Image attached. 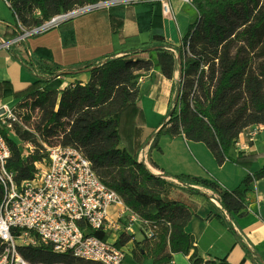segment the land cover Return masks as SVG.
I'll return each mask as SVG.
<instances>
[{"label":"trees","instance_id":"trees-1","mask_svg":"<svg viewBox=\"0 0 264 264\" xmlns=\"http://www.w3.org/2000/svg\"><path fill=\"white\" fill-rule=\"evenodd\" d=\"M7 1L17 17V29L23 33L22 27H40L58 14L103 0ZM150 3L157 4L161 16L162 2ZM192 3L199 15L180 45L165 43L157 35L147 42L138 35L123 37L104 61L86 66L91 73L86 83L77 80L63 85L64 77L77 71H62L57 63L38 66L25 40L19 41L15 49L9 47L14 57L39 77L28 90L15 94L23 97L15 110L23 104L39 109L42 117L38 131L45 140L56 136L59 145L80 148L100 179L127 206L157 226L153 238H121L122 244L133 240L131 256L138 264L147 259L153 264H171L175 254L189 256L191 264H229L226 259L201 257L194 235L186 231L188 222L197 216L193 199L205 201L209 196L193 186H188L187 195L175 193L177 187L166 175L153 173L140 160L146 145L139 140L145 123L139 83L143 72L154 70L173 79L181 65L182 78L173 85L171 95H176L168 119L152 134L153 146L159 150L163 134L184 135L187 140L206 144L220 164L230 160L250 165L256 157L237 151L236 141L249 127L264 126V0ZM36 11L40 16L35 15ZM150 25L157 26L153 20ZM118 26L113 25L114 36ZM17 46L23 47L19 54ZM19 134L24 141L32 138L30 131ZM3 135L11 151L5 166L16 182L36 177L38 164L47 153L37 149L24 157L21 146L7 132ZM263 177L264 166L232 190L200 176L180 174L171 178L212 189L226 211L242 214L248 205L250 184ZM4 194L0 181V205ZM144 241L151 244L145 247L141 245ZM2 248L0 241V251ZM20 253L30 264H102L71 253H57L45 244L21 247Z\"/></svg>","mask_w":264,"mask_h":264},{"label":"crops","instance_id":"crops-1","mask_svg":"<svg viewBox=\"0 0 264 264\" xmlns=\"http://www.w3.org/2000/svg\"><path fill=\"white\" fill-rule=\"evenodd\" d=\"M169 3L176 19L169 13L158 16L157 4L113 5L76 17L45 33L28 37L25 42L38 66L57 63L62 71H77L74 75L64 77L63 85L77 80L86 83L91 76L86 66L104 61L105 56L113 53L114 45L121 43L123 37L138 35L142 42H147L157 35L165 43L180 45L199 12L193 3L186 0H169ZM152 20L157 26L151 27ZM115 23L119 26L118 34L114 36ZM16 25L17 17L10 3L0 0V106H15L22 101L23 97L15 94L25 92L39 78L14 57L12 49L1 47L20 34ZM15 45L17 43L11 48L15 49ZM17 48L19 54L23 47ZM181 78L180 64L173 79L154 70L143 77L144 83H140V101L145 123L141 126L139 140L146 145L140 152V160L153 173L166 175V179L178 186L180 193L185 188V195L188 194L190 184L171 177L189 174L214 179L226 189L239 187L249 174L264 166V126L249 127L236 141L237 151L256 157L250 165L230 160L220 164L206 144L187 140L184 135L165 133L158 142L161 149L153 146L152 134L168 119L169 107L176 95L173 94L172 97V88ZM149 125L154 126L153 130H148ZM195 187L209 196L205 201L193 199L197 216L186 225V231L196 239L199 255L204 259H226L229 264H264V177L250 184L246 193L248 205L242 214L226 211L219 194L212 189L198 185ZM181 257L184 258L181 260ZM149 260L144 264H153L152 259ZM172 264L191 263L189 256L175 254Z\"/></svg>","mask_w":264,"mask_h":264},{"label":"built area","instance_id":"built-area-1","mask_svg":"<svg viewBox=\"0 0 264 264\" xmlns=\"http://www.w3.org/2000/svg\"><path fill=\"white\" fill-rule=\"evenodd\" d=\"M186 1L192 3V0ZM121 2L135 4L144 0H103L77 6L52 17L40 27L24 30L1 47L9 48L84 13ZM162 11L176 19L169 0L162 2ZM15 108L8 104L0 106V181L5 187L0 205L3 244L0 264H30L21 255L20 248L39 244L49 245L57 253H71L102 264H126L132 251L128 246L133 240L122 244L121 238L135 236V225L144 236L153 238L157 226L127 206L123 198L100 179L90 159L76 146L60 144L49 148L47 156L38 164L37 176L18 184L5 166L11 151L3 135V131L14 129L18 120ZM120 230L125 234L118 236Z\"/></svg>","mask_w":264,"mask_h":264},{"label":"rangeland","instance_id":"rangeland-1","mask_svg":"<svg viewBox=\"0 0 264 264\" xmlns=\"http://www.w3.org/2000/svg\"><path fill=\"white\" fill-rule=\"evenodd\" d=\"M104 1H106V0H104ZM151 1H160V0H144V2H141V3H150ZM161 1L164 2L165 0H161ZM133 2H136V1H133ZM133 2H131V3L134 4ZM131 3L121 2L117 5L126 6V5H131ZM89 13H91V12L84 13L83 15H88ZM35 15L40 16V13L38 11H36ZM83 15H81V16H83ZM24 30L30 31L32 29L23 27V31ZM37 35H39V34H37ZM150 72L151 71L143 72L142 77L139 78V83H144L143 77L150 74ZM151 76L153 77L154 74H151ZM17 104L15 106H17ZM16 114H17L18 120L14 124V129H12L11 131H9L7 133H8L10 138L15 140L21 146V148L23 149L24 157H27L28 152L31 153L32 150L35 151L37 149H40V151L42 153H47L49 148L56 146V145H59L60 140L58 139V137L54 136V137L49 138L48 140H45L41 136L40 132L38 131V126L41 123V117H42L39 109L34 108L32 105H24L23 104L19 108L17 107ZM256 127H260V125H258ZM153 128H154L153 125L152 126L149 125L148 130H150V129L153 130ZM23 131H30L32 133V138L30 141H27V140L24 141L21 139L19 132H23ZM28 144H30L32 146V148H30L28 146ZM177 188H178V186H177ZM183 190L185 191V188H183ZM184 191H182L181 193H184ZM176 192L180 193L179 190H175V193ZM134 233H135L137 240H143L145 238L144 233L139 229V227L137 225H135ZM124 234H125V232H123L121 230L117 232L118 236H122ZM149 244H151V243L148 241H144L141 243V245H143L145 247H147ZM132 245L133 244H130L128 247H132ZM135 248L136 247H134V249ZM132 251H131V254H132ZM182 258H184V257H181V260H182ZM147 260H149V259H147ZM147 260L144 263H146ZM126 264H138V262L133 258V255H132V256L127 257Z\"/></svg>","mask_w":264,"mask_h":264}]
</instances>
